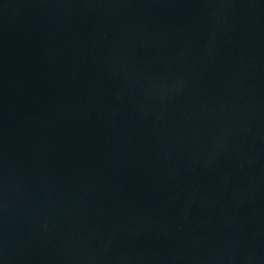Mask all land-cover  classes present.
<instances>
[{
	"label": "water",
	"instance_id": "95a60500",
	"mask_svg": "<svg viewBox=\"0 0 264 264\" xmlns=\"http://www.w3.org/2000/svg\"><path fill=\"white\" fill-rule=\"evenodd\" d=\"M0 264H264V0H0Z\"/></svg>",
	"mask_w": 264,
	"mask_h": 264
}]
</instances>
